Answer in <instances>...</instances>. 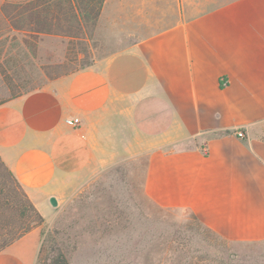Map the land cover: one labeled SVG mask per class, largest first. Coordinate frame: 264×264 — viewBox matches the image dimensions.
I'll return each mask as SVG.
<instances>
[{
  "label": "crops",
  "instance_id": "1",
  "mask_svg": "<svg viewBox=\"0 0 264 264\" xmlns=\"http://www.w3.org/2000/svg\"><path fill=\"white\" fill-rule=\"evenodd\" d=\"M186 1L126 51L0 103V157L45 219L120 143L148 154L151 202L264 243V0ZM41 244L35 228L0 264H37Z\"/></svg>",
  "mask_w": 264,
  "mask_h": 264
},
{
  "label": "rangeland",
  "instance_id": "2",
  "mask_svg": "<svg viewBox=\"0 0 264 264\" xmlns=\"http://www.w3.org/2000/svg\"><path fill=\"white\" fill-rule=\"evenodd\" d=\"M224 1L196 3L209 7ZM181 2L108 0L98 20L80 35L31 40L28 57L19 54L22 39L14 41L12 36L13 57H0V103L47 88L55 79L126 51L134 41L175 24ZM185 4L190 7L192 1ZM120 146L110 157L96 154L82 185L57 199L52 218L39 227L37 264H53L59 253L67 264H264V243L217 239L189 212L164 210L147 199L148 154L124 153ZM220 241L228 247L225 253L218 249Z\"/></svg>",
  "mask_w": 264,
  "mask_h": 264
},
{
  "label": "trees",
  "instance_id": "3",
  "mask_svg": "<svg viewBox=\"0 0 264 264\" xmlns=\"http://www.w3.org/2000/svg\"><path fill=\"white\" fill-rule=\"evenodd\" d=\"M105 3L106 0L3 1L0 3V57L7 61L13 57L12 36L14 41L18 38L22 39L19 54L27 56L33 46L31 40L36 42L43 36L80 35L86 25L98 20ZM0 168L2 171L0 174L1 253L33 229L41 227L45 223V218L1 157ZM190 214L206 232L217 239L218 237L222 239L195 214ZM219 245L218 249L222 253L228 250L226 243L220 241ZM53 264H67V262L63 254L59 253L53 258Z\"/></svg>",
  "mask_w": 264,
  "mask_h": 264
},
{
  "label": "built area",
  "instance_id": "4",
  "mask_svg": "<svg viewBox=\"0 0 264 264\" xmlns=\"http://www.w3.org/2000/svg\"><path fill=\"white\" fill-rule=\"evenodd\" d=\"M67 123L73 127H77L80 124V121L78 119H74V120H69ZM237 136L242 138L243 133L239 131L237 132Z\"/></svg>",
  "mask_w": 264,
  "mask_h": 264
},
{
  "label": "water",
  "instance_id": "5",
  "mask_svg": "<svg viewBox=\"0 0 264 264\" xmlns=\"http://www.w3.org/2000/svg\"><path fill=\"white\" fill-rule=\"evenodd\" d=\"M51 204L54 206V207H57L58 206V201L55 197L51 198L50 200Z\"/></svg>",
  "mask_w": 264,
  "mask_h": 264
}]
</instances>
